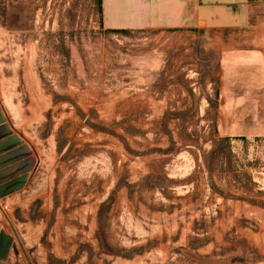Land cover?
<instances>
[{
	"label": "rangeland",
	"instance_id": "374dc122",
	"mask_svg": "<svg viewBox=\"0 0 264 264\" xmlns=\"http://www.w3.org/2000/svg\"><path fill=\"white\" fill-rule=\"evenodd\" d=\"M100 20L0 0V264H264V59Z\"/></svg>",
	"mask_w": 264,
	"mask_h": 264
},
{
	"label": "crops",
	"instance_id": "0c3cea01",
	"mask_svg": "<svg viewBox=\"0 0 264 264\" xmlns=\"http://www.w3.org/2000/svg\"><path fill=\"white\" fill-rule=\"evenodd\" d=\"M102 27L107 31H160L176 35L181 43L175 61L200 62L199 46L207 35L223 40L222 46H203L221 53L219 62L264 59V1L250 0H102ZM192 40V41H191ZM191 41V43H190ZM165 58L158 62L165 63Z\"/></svg>",
	"mask_w": 264,
	"mask_h": 264
},
{
	"label": "trees",
	"instance_id": "16d2710c",
	"mask_svg": "<svg viewBox=\"0 0 264 264\" xmlns=\"http://www.w3.org/2000/svg\"><path fill=\"white\" fill-rule=\"evenodd\" d=\"M250 1H264V0H250ZM97 5H98L99 13L101 15L100 25L102 27V13H103L102 0H97ZM111 32L119 33V31H111Z\"/></svg>",
	"mask_w": 264,
	"mask_h": 264
}]
</instances>
